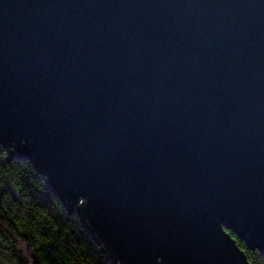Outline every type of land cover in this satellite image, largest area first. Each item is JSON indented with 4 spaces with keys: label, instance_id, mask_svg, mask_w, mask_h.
<instances>
[{
    "label": "water",
    "instance_id": "95a60500",
    "mask_svg": "<svg viewBox=\"0 0 264 264\" xmlns=\"http://www.w3.org/2000/svg\"><path fill=\"white\" fill-rule=\"evenodd\" d=\"M0 144L110 264H251L264 0H0Z\"/></svg>",
    "mask_w": 264,
    "mask_h": 264
},
{
    "label": "trees",
    "instance_id": "16d2710c",
    "mask_svg": "<svg viewBox=\"0 0 264 264\" xmlns=\"http://www.w3.org/2000/svg\"><path fill=\"white\" fill-rule=\"evenodd\" d=\"M251 264L264 255L248 250ZM0 264H110L75 213L68 211L28 160L9 158L0 144Z\"/></svg>",
    "mask_w": 264,
    "mask_h": 264
}]
</instances>
